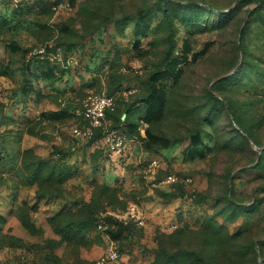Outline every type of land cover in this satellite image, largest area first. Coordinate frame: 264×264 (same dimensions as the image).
Listing matches in <instances>:
<instances>
[{
  "label": "rangeland",
  "instance_id": "obj_1",
  "mask_svg": "<svg viewBox=\"0 0 264 264\" xmlns=\"http://www.w3.org/2000/svg\"><path fill=\"white\" fill-rule=\"evenodd\" d=\"M0 264H264V0H0Z\"/></svg>",
  "mask_w": 264,
  "mask_h": 264
},
{
  "label": "built area",
  "instance_id": "obj_2",
  "mask_svg": "<svg viewBox=\"0 0 264 264\" xmlns=\"http://www.w3.org/2000/svg\"><path fill=\"white\" fill-rule=\"evenodd\" d=\"M112 106V98L107 96H91L88 98L82 116L92 126L99 127L105 118L106 111ZM116 255L113 253L110 258Z\"/></svg>",
  "mask_w": 264,
  "mask_h": 264
}]
</instances>
